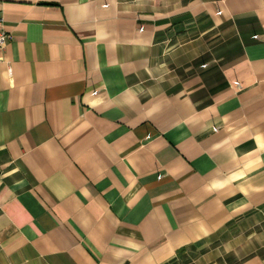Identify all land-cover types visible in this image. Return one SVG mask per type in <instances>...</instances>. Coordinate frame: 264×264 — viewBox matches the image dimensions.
Masks as SVG:
<instances>
[{
    "label": "crops",
    "instance_id": "crops-1",
    "mask_svg": "<svg viewBox=\"0 0 264 264\" xmlns=\"http://www.w3.org/2000/svg\"><path fill=\"white\" fill-rule=\"evenodd\" d=\"M0 13V264H264V0Z\"/></svg>",
    "mask_w": 264,
    "mask_h": 264
},
{
    "label": "built area",
    "instance_id": "built-area-1",
    "mask_svg": "<svg viewBox=\"0 0 264 264\" xmlns=\"http://www.w3.org/2000/svg\"><path fill=\"white\" fill-rule=\"evenodd\" d=\"M8 35L4 30V19L0 13V52H2L7 44Z\"/></svg>",
    "mask_w": 264,
    "mask_h": 264
}]
</instances>
